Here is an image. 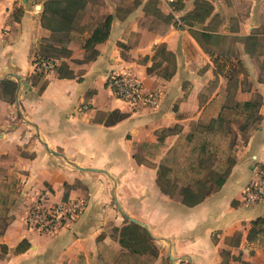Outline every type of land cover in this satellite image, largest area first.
I'll list each match as a JSON object with an SVG mask.
<instances>
[{
    "label": "crops",
    "instance_id": "0c3cea01",
    "mask_svg": "<svg viewBox=\"0 0 264 264\" xmlns=\"http://www.w3.org/2000/svg\"><path fill=\"white\" fill-rule=\"evenodd\" d=\"M33 1L0 0V93L3 82L17 86L14 104L0 97V169L17 177L24 197L0 219V264H109L127 252L114 231L129 218L145 225L159 262L264 264V249L250 240L251 224L264 218V202L244 200L264 166V0H100L102 15L113 22L109 39L96 47L99 56L76 63L84 60L82 42L91 31L78 34L65 60L73 75L59 79L47 70L41 94L31 84L33 58L51 34ZM202 4L213 9L204 22L198 21ZM16 8L24 10L20 22L13 17ZM251 36L258 42L248 43L247 51L244 39ZM160 46L166 47L167 62ZM210 52L244 63L252 89L239 87L237 100L260 95L263 119L236 151L224 186L189 208L162 192L158 168L191 125L222 111L228 80L215 76ZM165 65H175L169 81L159 72ZM124 73L147 91H159V105L131 110L118 101L108 81ZM115 112L127 117L111 124ZM150 147L161 153L143 156L141 148ZM43 192L51 195L49 204L82 199L87 207L69 228L40 234L28 229L25 218ZM23 241L30 248L15 254Z\"/></svg>",
    "mask_w": 264,
    "mask_h": 264
},
{
    "label": "trees",
    "instance_id": "16d2710c",
    "mask_svg": "<svg viewBox=\"0 0 264 264\" xmlns=\"http://www.w3.org/2000/svg\"><path fill=\"white\" fill-rule=\"evenodd\" d=\"M87 0H46L42 8L41 25L44 29L50 32L51 37L43 40L40 45L39 52L33 58V65L36 67L35 74L31 80L33 87L37 88L39 93H43L47 88L48 82L46 80V69L43 64H53V69L58 75L59 79H68L73 73L70 66L65 60L72 57V51L69 49L70 43L73 41V33L76 32V24L82 19L83 13L87 8ZM202 12L198 15V21L204 22L212 13L213 9L202 4ZM24 15L23 8H16L13 13L14 20L21 21ZM113 22L112 16H106L105 19L99 23L94 29L84 28L78 31L79 34H84L90 31V37L82 42V48L85 51L83 61H77V64H88L97 59L99 52L96 47L103 44L109 39L111 32V25ZM206 37V36H204ZM248 51V43L250 46H255L258 40L254 37L244 39ZM163 59L168 61L167 51L165 46H160ZM214 58L215 76L218 78L225 75L228 80L229 97L235 98V95L230 94L232 87L236 90L242 82L243 77L247 80V68L242 61L236 59L233 61L231 58H224V56H215L210 52ZM171 56V55H170ZM172 57V56H171ZM156 68V66H155ZM155 68L148 69V74H152ZM158 68V67H157ZM175 73V65L166 68V74L163 75L166 81L172 79ZM0 97L8 100L9 103L14 104L16 99L17 86L14 82L1 83ZM256 97V98H255ZM252 101L249 102H235V110L241 114H248V124L239 129L240 134H249L250 130L260 127L263 116L261 108L263 106V99L260 95H256ZM127 115H122L118 112L110 114L113 124L117 121L124 120ZM110 120V119H109ZM250 123V122H248ZM250 125H253L250 127ZM175 129L171 130L172 132ZM219 134L225 137H231L235 134L232 127L226 123L223 117L210 120L208 123L198 122L192 127L191 132L186 136V141L191 143L197 136H217ZM233 147H237L239 134H235ZM248 139L244 142L246 144ZM193 153H197L196 162L190 164V171L193 175L185 181L184 186H179L178 179L172 178L173 169L164 161L158 168L157 183L162 192L171 197L177 198L180 202L189 208L195 207L203 203L210 195L219 191L226 183L232 168L236 163L235 156H230L226 160L219 156L217 149H212V144L205 141L199 148L194 149ZM264 227V218L258 219L251 224V238L259 234ZM119 232V243L123 249L128 251L133 256L151 255L153 258H158L159 251L154 244V239L149 231L136 223L129 222L127 225L117 230ZM241 235L239 234V237ZM30 248L27 241H23L15 250V254H23ZM4 251H7L4 249Z\"/></svg>",
    "mask_w": 264,
    "mask_h": 264
},
{
    "label": "rangeland",
    "instance_id": "374dc122",
    "mask_svg": "<svg viewBox=\"0 0 264 264\" xmlns=\"http://www.w3.org/2000/svg\"><path fill=\"white\" fill-rule=\"evenodd\" d=\"M45 1L46 0H34L32 4L34 12L40 14V17L42 16V8ZM89 1L92 3V5L86 9V11L83 13L82 19L76 24V32L73 35L74 39L78 37V31L84 28L94 29L106 17L102 15L101 7H103V4L100 0ZM18 5H20V1L18 2ZM241 15L244 16V13H242ZM167 66L168 65H165V69L159 71L161 75L166 74ZM240 81L242 82V85L239 86L241 90L246 91L252 89L250 86L251 83L249 82V79L246 80L241 78ZM236 93V88L232 87L230 90V94L235 95V98H231V96L229 97V95L226 97V100L224 98V101L221 103V106H223L222 111L218 117H223L226 123L232 127L234 133L239 134L237 147H233V143L236 137L235 134L231 135V137H225V135L223 134L209 137H207L206 135L200 137L197 136V138L191 143L186 141V136L188 134L183 135L181 139L177 141L175 146L168 152L167 157L164 159L166 162L168 159V165L171 166L173 169L172 178L178 179L179 186H184L186 184L185 181H188L190 178L195 176L190 171V164H194L197 158V153L194 154L193 150L199 148L202 143H204L205 141L210 142V144H212V149H217L219 151V156L222 159L226 160L230 156H235V153L238 148L245 145L244 142L249 139L250 134L255 131V129L252 128L249 134H240L239 129L244 126H247L248 124H252V122L249 121L248 114H241L240 112H237L234 109L235 102H239L237 100ZM210 120L211 118H205L203 122L208 123ZM193 125H191V130ZM252 126L253 125H250V127ZM140 152L143 154V156L145 152H149V154L151 156H154L155 158L161 153L160 150H157L152 147L141 148ZM164 160L161 162V164L164 162ZM14 176L15 175H13V177H7L5 176V172L0 169V219H2V221L3 218H8V208L10 205L13 206L14 204L18 203V201L24 200V197H22L18 191L17 180L15 179L17 177ZM259 230L262 231L254 236V241H256V245L259 247V249L263 250L264 227ZM114 235H117V237H119V232L115 230ZM109 264H168V260L164 259L159 262V260L153 258L151 255H147L146 257L133 256L127 251L124 253H117L116 256L109 258Z\"/></svg>",
    "mask_w": 264,
    "mask_h": 264
},
{
    "label": "built area",
    "instance_id": "2783aa9c",
    "mask_svg": "<svg viewBox=\"0 0 264 264\" xmlns=\"http://www.w3.org/2000/svg\"><path fill=\"white\" fill-rule=\"evenodd\" d=\"M179 24L184 26L182 22ZM43 67L47 71L54 66L43 64ZM108 83L113 96L131 110L153 109L159 105L160 92L147 91L144 84L130 74L124 73L111 77ZM50 197L51 195L47 192L38 194L26 213L25 222L28 229L40 234L54 235L59 230L69 228L87 207V203L82 199H68L49 204ZM244 200L248 205L264 202V166L258 169V180L245 190Z\"/></svg>",
    "mask_w": 264,
    "mask_h": 264
},
{
    "label": "water",
    "instance_id": "95a60500",
    "mask_svg": "<svg viewBox=\"0 0 264 264\" xmlns=\"http://www.w3.org/2000/svg\"><path fill=\"white\" fill-rule=\"evenodd\" d=\"M14 78L18 81V77H17V76H14ZM129 221L132 222V223H136V224H139V225L145 227L144 224H141V223H139L138 221H136V220H134V219L129 218ZM172 259H173V258H172Z\"/></svg>",
    "mask_w": 264,
    "mask_h": 264
}]
</instances>
